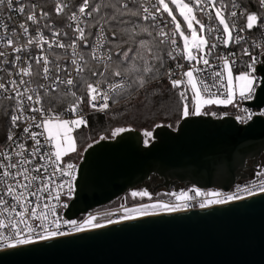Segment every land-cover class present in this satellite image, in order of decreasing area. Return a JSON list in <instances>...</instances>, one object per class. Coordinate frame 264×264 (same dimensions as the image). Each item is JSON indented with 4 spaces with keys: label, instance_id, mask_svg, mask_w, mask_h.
Wrapping results in <instances>:
<instances>
[{
    "label": "snow or ice",
    "instance_id": "6c2138e0",
    "mask_svg": "<svg viewBox=\"0 0 264 264\" xmlns=\"http://www.w3.org/2000/svg\"><path fill=\"white\" fill-rule=\"evenodd\" d=\"M169 4L175 5L183 21L178 22ZM239 7L236 0L228 3L225 0H79L77 5L56 0L54 12L66 17V27L72 33L70 41L65 43L62 38L69 37V32L50 22L49 11L42 7L37 11L36 4L29 8L23 0H0V8L23 17L11 31L8 21L12 17L0 20V45L4 49L0 50V71L4 70L3 65L12 69L7 72L9 79L0 82V95L13 102L9 116L11 127L25 125L22 139L9 131L8 148L0 151V247L15 248L159 212H177L188 208V202L198 197L204 198L199 207L206 208L241 200L244 195L253 196L257 188L264 193V172H261L259 185L253 182L231 194L199 189L193 190L194 196L188 192L172 193L175 203H146L133 208L121 205L123 215L104 222H97L98 215L91 214L82 222L63 219L57 210L69 207L61 200V194L71 197L76 179V166L64 164L62 158L77 151L74 129L88 125L86 116L81 114V105L87 103L92 110L107 112L110 101L118 103V97L125 91L144 89L164 68L165 55L172 61L181 58L191 65L179 73V79L172 78L176 73L171 68L164 73L173 89L183 85L178 96L184 117L190 115L189 91L194 102L193 115H201L205 105H229L234 104L237 96L240 100L254 97L260 86L257 65L264 63L260 59L264 56V43L254 45L261 49L259 55L243 49V55L250 62L239 74L234 75L233 71L234 53L214 57L219 70H215L209 59L220 45L240 44L244 41L241 33L264 25V16L259 14V10H264V0H258V11L245 9L238 15ZM69 8L74 10L68 11ZM195 11L206 16L209 23L198 19ZM164 13L170 21H161ZM241 17L245 24L238 28L237 19ZM41 21L45 23L41 25ZM29 22L37 26L35 35L29 31ZM182 24L186 25L183 29ZM43 29L51 32V39L45 37ZM177 36L183 40L182 47ZM33 47L39 49V54H31ZM175 68L184 69L185 65L177 62ZM37 80L43 83L33 87ZM78 91L82 94L78 95ZM69 97L66 112L74 118L65 119L63 113L56 111V105H62ZM27 113H38L40 119ZM252 115L248 112L246 119ZM260 115L264 116V112ZM126 131L129 129L118 127L111 135L116 137ZM144 136L150 138L152 133L145 132ZM144 143L148 144V140ZM57 174L67 179L57 183ZM65 188L67 192H63ZM130 195L151 198L146 190L132 191Z\"/></svg>",
    "mask_w": 264,
    "mask_h": 264
},
{
    "label": "water",
    "instance_id": "95a60500",
    "mask_svg": "<svg viewBox=\"0 0 264 264\" xmlns=\"http://www.w3.org/2000/svg\"><path fill=\"white\" fill-rule=\"evenodd\" d=\"M264 60V56H263ZM252 109L264 107V65ZM137 130L89 147L79 166L75 198L64 216L77 219L113 204L153 178V187L230 192L257 178L264 162V117L242 125L232 117L190 115L152 141ZM253 167V168H252ZM0 264H264V194L178 214L147 217L0 252Z\"/></svg>",
    "mask_w": 264,
    "mask_h": 264
},
{
    "label": "built area",
    "instance_id": "2783aa9c",
    "mask_svg": "<svg viewBox=\"0 0 264 264\" xmlns=\"http://www.w3.org/2000/svg\"><path fill=\"white\" fill-rule=\"evenodd\" d=\"M185 1L187 2V0H185ZM55 2H56V0H23V3L28 5L29 8H31L32 4H36L38 6L37 11H39V8H41V7L45 11H49L50 12V18H49L50 22L53 23V25L56 28L61 29L63 31H68L69 32V37L62 38V39H64L65 43H68L70 41V39L72 38V33H71V30L66 27V24H67L66 17L57 16L55 14V12H54ZM67 2L70 5H77L79 3V0H67ZM225 2L228 3L229 0H225ZM236 2L240 6L239 9H237L238 15H239V12L241 10H245V9L247 11H249V12L258 11V0H236ZM172 9L175 10V6H174V8L172 7ZM71 10H74V9L73 8H69L68 9V11H71ZM231 10L232 9L229 7V11H231ZM194 14L197 16L198 19H201L205 24L209 23L208 20H207V17L206 16H202L198 11H195ZM259 14L261 16H264V10H259ZM9 16L12 17V20L8 21L9 30L11 31L13 28L16 27V25H18L20 22L23 21V17L20 14H18L16 12H11L10 10H8L6 8H0V20H6V18L9 17ZM160 19H161L162 22H167V21L171 20V18L168 17L166 13H164L163 16L160 17ZM43 23H45V22L41 21V25H43ZM244 24H245V19L244 18L241 17V18L237 19L238 28L242 27ZM196 26H198V25H196ZM169 28H171V25H169ZM183 28H185V25L184 26L182 25V29ZM36 29H37V26L33 25V24H31L29 22V31H30V33L32 35L36 34ZM16 30L19 31L18 28ZM166 30H168V29H166ZM0 34H2V33H0ZM43 34L45 35V37L51 39V32L48 29H43ZM234 35H235V32H234ZM241 35L244 36V41H242L240 44L230 43L228 47H224L223 45H220L219 47H217V49H215V51L213 53V56L209 57L210 63L213 65L215 70H219L218 62L214 58L215 56L228 55L229 53H234L235 56L232 57V58H234L236 60V65H235V67L233 69L234 75H235V74H239L241 71L246 70V64L250 62L249 57L243 55V49L244 48H248L249 51H251L253 55H259L260 54L261 49H258L256 47H254V45L255 44L264 43V25H261L259 29L254 28L253 30L245 31V32L241 33ZM177 42H178V45L180 47L183 46V40L180 39L178 36H177ZM0 50H4L2 45H0ZM56 51L58 53L62 52V50H59V49H56ZM31 54L32 55L39 54V49L33 47L31 49ZM22 55L27 56L26 53H22ZM0 59H2V58H0ZM9 59H11V57H9ZM260 59L262 61H264L263 60V56H261ZM177 62H179L181 64H184L185 68L184 69H176L175 68V64ZM192 63L194 64L195 62H192ZM261 65H264V63L258 64L257 67L261 66ZM190 66L191 65H189L187 61H185V60H183L181 58H178V61H172V60L169 59L168 69L171 68L176 73L172 77L173 79H179L180 78L179 73L181 71L187 70ZM199 66H202V65H199ZM2 67H3L4 70L0 71V82L7 81L9 79V77L7 75V72L12 70L9 65H3ZM194 75H195V73H194ZM257 76H258L260 84H261V80H262L261 76L258 73H257ZM17 79H18V77H17ZM165 79H166L168 85L171 86L168 78L165 77ZM184 79H187V78H184ZM36 83H43V81H39V80L34 81L32 86L35 87ZM258 88L259 87H257V89ZM182 89H183V85H181L180 89H178V90L180 91ZM257 89H256V92H257ZM213 91H215V89H213ZM79 94H82V93L78 91V95ZM255 95H256V93H255ZM255 95H254V97L251 100H240L238 98V96H237L234 104H229V105L222 106V107H210V108L205 109L202 114L203 115H211V116H213L215 118H219V119L226 118V117H232L238 123H240L242 125L248 124L249 122H251L253 120V118L255 116H261L260 113L264 112V107L262 109H252V108L247 107L246 105H243V103L254 101ZM188 97H189V100L187 102L188 103H190V102L192 103L191 92L190 91L188 92ZM70 100H71V98L69 97V98H67L64 101V103L62 105H56V111L63 113L64 114L63 118H65V119L74 118L70 113L66 112V108H67ZM0 102L5 103L1 107V111H0V151H3V150L8 148V145L10 143L6 139L9 131H14L16 133L17 137L22 139V136H23L22 129H23V127L25 125L23 123H21L19 128L13 129L11 127L10 119H9V116L11 114V105H12L13 102L5 99L3 95H0ZM110 104H111V107H110V109L107 112H100V111L92 110L87 105V103H85V104L81 105V109H82L81 114L85 115L86 119L88 121V119L90 117L94 116V115H104V114L112 111L115 108V104L112 103L111 101H110ZM44 107L45 108L49 107V104L47 102V98H45ZM244 109H247L248 112L253 113L251 119H246V117L248 115V112H245ZM2 114H4V118L3 119L1 118ZM27 114L28 115H36L37 119H40V116H39L38 113H35V114L27 113ZM238 117H244L245 119L241 120V119H238ZM261 117H264V116H261ZM33 131H39V129L33 128ZM31 144H32V141L29 140L27 142V145L30 147ZM62 161H63L64 164L72 163V164H74L76 166V168H75L76 179L73 181V192L71 194V197H69L67 195H64L63 193L61 194V200L63 202L68 203V205H70V203L75 198V193H76L75 183L78 180V176H79L78 171H79V166H80L81 161L80 160H77V161H73V160L72 161H66V158H64V157L62 158ZM63 179H67V177H60L59 174H57V177H56V182L57 183H60ZM260 179H261V177L258 176L257 178H252V179H250L248 181H245V182H242L240 184H237L230 192H224V191L216 190V189H199V188H196V187L185 188V189H183L180 192H188L189 195L194 196L195 194H194L193 190L194 189H199L202 192L216 191V192H221L223 194H231V193L235 192L237 190V188L250 186L253 182H255L257 185H259ZM63 192H67V188H65L63 190ZM180 192H177L176 194H179ZM261 194H264V193L260 192L258 190V188H257L255 195H253V196L244 195V198L242 200H245V199H248V198H251V197H255V196L261 195ZM202 199H204V198H199L198 197V198H195L192 201H189L188 203H189L190 206L188 208H186V209H182L180 211L171 212V213H169V212H159L158 214H155L153 216H161V215H168V214H178V213L191 212V211H196V210H205V209H209V208H213V207H217V206H222V205H211V206L206 207V208H200L199 207V202ZM53 202H55V201H53ZM157 202L175 203L176 201H175V196H173V195H165V196L156 195L152 200H150L148 202H145V203H142V204L157 203ZM139 205H131V206L123 205V206L127 207V208H133V207H138ZM224 205H226V204H224ZM68 208L64 209V208L58 207V209H57L58 210V214L61 215L63 219H67L64 216V213H65L66 210H68ZM106 213H112L113 215H102V214H106ZM90 214L91 215H98L99 218H98L97 222H104L107 219H118L121 215H123V208H121V205L117 206V207H113L112 204H111V205L103 207V208L95 209L94 211H91V212H89V213H87L85 215H81L79 218L73 219V220H77L78 222H82ZM115 225H117V224H115ZM110 226H113V225L112 224L106 225L103 228L110 227ZM103 228H99V229H103ZM62 230H68V229L64 228ZM94 230H98V229H89V230H87L85 232L94 231ZM85 232H81V233L73 232L70 235L63 236V237H56V238H54L52 240L61 239V238L69 237V236H74V235L82 234V233H85ZM48 241H51V240H48ZM41 242H46V241H41ZM41 242H38V243H41ZM34 244H36V243H34ZM30 245H33V244H30ZM25 246H29V245L17 246L15 248H21V247H25ZM15 248L0 247V252L6 251V250H10V249H15Z\"/></svg>",
    "mask_w": 264,
    "mask_h": 264
},
{
    "label": "trees",
    "instance_id": "16d2710c",
    "mask_svg": "<svg viewBox=\"0 0 264 264\" xmlns=\"http://www.w3.org/2000/svg\"><path fill=\"white\" fill-rule=\"evenodd\" d=\"M168 64L169 59L165 55L164 68L144 89L126 91L118 97L119 102L114 103L115 108L112 111L90 117L88 125L83 126L75 135L77 149H85L101 136L105 140H112L111 133L118 127L137 130L143 135L148 131L153 133L159 126L176 129L185 117L182 115L183 105L178 96L179 90L173 89L165 79L164 73ZM4 104L0 102V111ZM189 110L190 115H193L191 102ZM1 118H4V114Z\"/></svg>",
    "mask_w": 264,
    "mask_h": 264
},
{
    "label": "rangeland",
    "instance_id": "374dc122",
    "mask_svg": "<svg viewBox=\"0 0 264 264\" xmlns=\"http://www.w3.org/2000/svg\"><path fill=\"white\" fill-rule=\"evenodd\" d=\"M166 2H167V0H166ZM186 2V1H185ZM174 6L175 5H172V4H169V7L170 8H174ZM173 15H175L176 17H177V20H178V22L179 21H183V17H181L180 15H179V11L178 10H174L173 11ZM181 19H180V18ZM183 26H184V24H182ZM185 27H186V25H185ZM194 27H197L198 28V26H196V25H194ZM192 104H193V110H194V102L192 101ZM222 106H226V105H205L203 108H202V113L204 112V110L205 109H207V108H210V107H222ZM83 127V125L82 126H80L79 128H77V129H74V131H73V136H74V138H75V135H76V133L81 129ZM153 134V133H152ZM102 137V136H101ZM115 137H113V139H114ZM147 140H148V143H150L151 141H152V136L150 137V138H146ZM102 140H105V139H100L99 138V140H97L96 142H94V143H92V144H90L91 146H93L94 144H96V143H98L99 141H102ZM89 148V146L88 147H86L85 149H77V151L76 152H72V153H69L68 155H67V158H66V161H77V160H80V158H82L83 159V155H84V153H85V151L87 150ZM261 172H264V165H261L260 166V168L257 170V175H258V173H261ZM259 176V175H258ZM152 189L153 188H144L143 186L142 187H139V188H136V189H134V190H132V191H148L149 193H150V196H151V198H149V197H136V198H133V197H131V195H130V193L132 192V191H130L128 194H126L125 196H123V197H121L120 199H118V200H116L113 204H112V206L113 207H117V206H120V205H126V206H131V205H139V204H142V203H145V202H148V201H150V200H152L155 196L153 195V193H152ZM183 190V189H182ZM181 190V191H182ZM180 192V191H179ZM172 193H177V191L176 190H172L171 192H166V191H160L157 195L158 196H165V195H171Z\"/></svg>",
    "mask_w": 264,
    "mask_h": 264
},
{
    "label": "flooded vegetation",
    "instance_id": "af4514ba",
    "mask_svg": "<svg viewBox=\"0 0 264 264\" xmlns=\"http://www.w3.org/2000/svg\"><path fill=\"white\" fill-rule=\"evenodd\" d=\"M261 165H264V162H262ZM260 166L257 168H253V167L252 168L255 169L257 172V170L260 168ZM161 182H162V180H160L159 178H153L149 183L145 184L143 187L148 188V189L153 188L154 186L160 184Z\"/></svg>",
    "mask_w": 264,
    "mask_h": 264
},
{
    "label": "bare ground",
    "instance_id": "6f19581e",
    "mask_svg": "<svg viewBox=\"0 0 264 264\" xmlns=\"http://www.w3.org/2000/svg\"><path fill=\"white\" fill-rule=\"evenodd\" d=\"M242 200V199H241ZM241 200H236V201H231V202H228L226 204H229V203H235V202H238V201H241ZM220 205H224V204H220ZM153 215H150V216H145V217H138L137 219L135 220H138V219H143V218H147V217H152ZM130 221H133V220H130ZM125 222H128V221H122L120 223H116V224H121V223H125ZM112 225H115V224H112Z\"/></svg>",
    "mask_w": 264,
    "mask_h": 264
},
{
    "label": "crops",
    "instance_id": "0c3cea01",
    "mask_svg": "<svg viewBox=\"0 0 264 264\" xmlns=\"http://www.w3.org/2000/svg\"><path fill=\"white\" fill-rule=\"evenodd\" d=\"M64 158H67V155H66V156H64Z\"/></svg>",
    "mask_w": 264,
    "mask_h": 264
}]
</instances>
